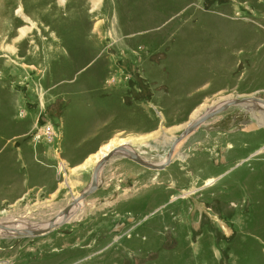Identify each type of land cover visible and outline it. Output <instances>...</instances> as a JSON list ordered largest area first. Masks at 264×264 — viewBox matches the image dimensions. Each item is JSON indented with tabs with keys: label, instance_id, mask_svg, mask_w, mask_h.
Wrapping results in <instances>:
<instances>
[{
	"label": "rangeland",
	"instance_id": "1",
	"mask_svg": "<svg viewBox=\"0 0 264 264\" xmlns=\"http://www.w3.org/2000/svg\"><path fill=\"white\" fill-rule=\"evenodd\" d=\"M249 96L264 98V0H0V222L44 226L105 145L159 163L190 121ZM233 130L240 160L209 177L220 168L203 153L226 151ZM110 158L118 191L95 190L40 235L0 230V264H264V127L251 110L207 119L160 170Z\"/></svg>",
	"mask_w": 264,
	"mask_h": 264
},
{
	"label": "water",
	"instance_id": "2",
	"mask_svg": "<svg viewBox=\"0 0 264 264\" xmlns=\"http://www.w3.org/2000/svg\"><path fill=\"white\" fill-rule=\"evenodd\" d=\"M251 103H253L254 106H256V108H259L261 111L264 112V98H261L258 96L234 97V98H230V99L222 101L221 103L217 104L215 107L209 108L208 111H206L205 113L200 115L198 118L188 123L187 126L183 129V131L177 137L173 138V140L171 141V144L169 145L167 149L164 160L159 163H153V162L147 161V159H144L143 157H141L140 154L137 153L135 149H133V147L129 146L128 144L115 145L110 150H108L98 161H96L93 167V170H92L91 180L89 182L88 187H86L83 191H81L77 196L73 197L72 200L66 206H64L60 211H58L57 214L53 215V217L46 223V225L26 226V227L17 229L15 227L8 228L9 224H5V222H0V228L11 229L15 232L16 235H20V236L21 235L22 236L23 235L34 236V235H40V234L48 232L49 230H51L58 224H61L65 221L67 214L69 213V211L71 210L73 206H75L80 200H83L89 194L97 190L99 186L98 179H99L101 169L110 157H112L113 155H120L123 157H127L128 159L134 161L135 163L140 164L141 166H144L151 170H160L166 167L171 162V160L173 159V152H174L175 145L180 140H182L188 134L193 132L201 123L213 117L217 113H220L226 110L228 107L232 105H240V106H243L251 110L259 126L264 127V122H261L260 118L255 115L254 110L251 109ZM262 114L264 115V113ZM59 217H61V219ZM57 219H60V220H57Z\"/></svg>",
	"mask_w": 264,
	"mask_h": 264
},
{
	"label": "crops",
	"instance_id": "3",
	"mask_svg": "<svg viewBox=\"0 0 264 264\" xmlns=\"http://www.w3.org/2000/svg\"><path fill=\"white\" fill-rule=\"evenodd\" d=\"M228 133L229 134L227 136H229V138H231V139H230V144H229V146H228V148L226 150L227 152L224 151V150H220L218 152L217 149H216L217 151L215 152V149H213V151H212V149H210L208 151L206 150L203 153L204 150H201L200 147H197V149L194 148L196 152L203 153V155L205 154V156L208 155L207 158L209 157V159H210L211 156H213V158H215L214 159L215 160L214 163L216 164L217 169L220 168V170L217 171L215 174L208 175L209 177H213V178L216 177V176L225 177L224 173H225V170L227 169L226 168L227 161L229 159H231L232 156H234L235 161H238L241 158L240 157V155H241L240 153H242V148H241V142L238 141V139H240V137H239L240 135H238V131L237 130H233V131H229ZM239 144H240V146H239ZM222 148H225V147H222ZM194 154H195V152L194 153L192 152V156H191L192 159L191 160L192 161H199V164L202 163V162H200L201 159H202V157H201L202 155L199 157V156L194 155ZM113 160H115V159L109 158L106 161V163L104 164V167H103V175L101 177L100 186L97 189L98 191H100L101 189H102L101 191H105L106 189H109V188H111L115 192L119 190L120 183L118 182V178L117 179L114 178L115 177L114 171L120 169V164L117 163V165H116V162H114ZM218 163H221V164H218ZM199 166L200 165H198L197 167H195V166L192 165V171H193V175L192 176H193V179H196L197 180V182H200V184L201 183L203 184L204 183V178L202 179L201 176L198 173H194V172H196V169H197V171L200 170ZM124 176H125V178L128 177L129 176L128 172H126L124 174Z\"/></svg>",
	"mask_w": 264,
	"mask_h": 264
},
{
	"label": "bare ground",
	"instance_id": "4",
	"mask_svg": "<svg viewBox=\"0 0 264 264\" xmlns=\"http://www.w3.org/2000/svg\"><path fill=\"white\" fill-rule=\"evenodd\" d=\"M20 32L21 33H24L25 32V30L24 29H21L20 30ZM251 106H252V103H251ZM260 106V105H259ZM256 116L258 117L259 115L258 114H256ZM260 118H261V116H260ZM191 122V121H190ZM189 122V123H190ZM254 126V125H253ZM120 142L121 143H119V144H124L125 143V140H120ZM112 144H113V142H110L109 144H107V145H105L102 149H100L101 150V152H98V153H96V154H94L93 156H92V158L91 159H94V161H97V160H99L108 150H110L111 149V146H112ZM125 144H128V143H125ZM129 145V144H128ZM113 156H116V155H113ZM141 156V155H140ZM142 157V156H141ZM127 158V157H126ZM145 159V158H144ZM104 167V166H103ZM103 167H102V169H101V172H100V175H99V178L101 177V173H102V170H103ZM99 180V179H98ZM211 181L210 180H208L207 181V184H209ZM206 184V183H205ZM88 187V186H87ZM85 189V188H84ZM83 189V190H84ZM82 190V191H83ZM86 198V197H85ZM79 202H81V200L79 201ZM77 205H75V206H73V207H76ZM72 207V208H73ZM72 208H71V210H72ZM71 210L69 211V213H68V215H67V217L69 216V214H71ZM60 219H61V217H59ZM59 219V220H60ZM46 225V224H45ZM9 227H15V226H13V225H8V228ZM26 227V226H25ZM15 228H22V227H15ZM14 228V229H15ZM0 230H2V234H6V235H14L15 234V232L13 231V230H11V229H2V228H0Z\"/></svg>",
	"mask_w": 264,
	"mask_h": 264
},
{
	"label": "flooded vegetation",
	"instance_id": "5",
	"mask_svg": "<svg viewBox=\"0 0 264 264\" xmlns=\"http://www.w3.org/2000/svg\"><path fill=\"white\" fill-rule=\"evenodd\" d=\"M143 158H144V157H143ZM131 161H132V160H131ZM158 162H159V161H158ZM100 178H101V177H100ZM100 178H99V179H100ZM74 208H76V207H73L72 210H73ZM72 210H71V213H72ZM69 215H70V214H69Z\"/></svg>",
	"mask_w": 264,
	"mask_h": 264
}]
</instances>
